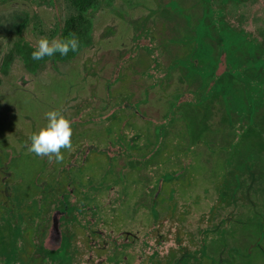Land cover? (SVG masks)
Wrapping results in <instances>:
<instances>
[{"label": "rangeland", "instance_id": "obj_1", "mask_svg": "<svg viewBox=\"0 0 264 264\" xmlns=\"http://www.w3.org/2000/svg\"><path fill=\"white\" fill-rule=\"evenodd\" d=\"M30 1L0 0V100L17 109L8 112V130L18 123L26 131L21 111L31 107V141L48 149L59 142L61 154L68 139L150 135L155 183L170 174L157 199L163 209L170 200L188 240L213 235L221 258L264 264L262 3L228 4L217 20L201 0H92L80 13L68 0ZM220 41L227 65L249 56L253 65L224 73L200 102L206 72L223 68L215 60ZM120 100L154 120L113 106ZM69 116L72 133L62 129ZM140 198L138 210L148 201Z\"/></svg>", "mask_w": 264, "mask_h": 264}, {"label": "flooded vegetation", "instance_id": "obj_2", "mask_svg": "<svg viewBox=\"0 0 264 264\" xmlns=\"http://www.w3.org/2000/svg\"><path fill=\"white\" fill-rule=\"evenodd\" d=\"M201 3L217 20L225 17L228 4L231 10L234 7L233 0ZM22 20L20 27L27 24V19ZM225 58L220 41L215 60L222 69L229 65ZM226 72L231 70L206 72L205 96L199 101L208 98ZM113 106L130 108L139 117L154 120L126 100ZM12 109H16L15 103L0 100V264H236L238 260L232 257L219 256L213 235L198 231L197 242L189 241L186 230L172 217L170 200L167 209L161 207L158 192L170 174L158 176L155 183L150 163L155 138L138 132H117L110 137L106 132L108 136L100 142L68 139L71 146L61 154L59 142L48 149L31 141L30 134L36 129L31 107L21 109L28 129L24 131L16 123L8 130ZM74 119L67 117L62 129ZM71 127L67 128L70 133ZM13 130L15 142L11 143ZM235 132L239 136L241 129ZM145 145L147 150L140 154ZM143 161L147 162L141 169ZM146 195L147 205L138 210V199ZM259 230L261 235V226ZM258 247L264 255V249Z\"/></svg>", "mask_w": 264, "mask_h": 264}, {"label": "trees", "instance_id": "obj_3", "mask_svg": "<svg viewBox=\"0 0 264 264\" xmlns=\"http://www.w3.org/2000/svg\"><path fill=\"white\" fill-rule=\"evenodd\" d=\"M75 8L76 10L80 13L81 11H83L85 9V7H87V5L91 4L92 0H68ZM249 1H256V0H233V4L239 5L242 4L244 2L248 3ZM259 1L261 4V8L260 11L262 13H264V0H257ZM224 12H226V10H224ZM220 13H222V10L220 11ZM259 13H257L255 16H258ZM263 21V20H262ZM264 22V21H263ZM230 65V64H229ZM226 66L225 69L222 70H232L235 71L233 74L238 75L240 74V72L244 71V69H247L248 67H251L253 65V61L249 58L244 59L242 62H240L238 65L236 66Z\"/></svg>", "mask_w": 264, "mask_h": 264}]
</instances>
